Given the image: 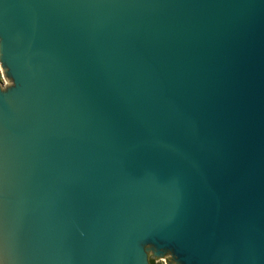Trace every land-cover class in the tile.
I'll return each instance as SVG.
<instances>
[{"label":"water","instance_id":"obj_1","mask_svg":"<svg viewBox=\"0 0 264 264\" xmlns=\"http://www.w3.org/2000/svg\"><path fill=\"white\" fill-rule=\"evenodd\" d=\"M0 63V264H264V0H0Z\"/></svg>","mask_w":264,"mask_h":264},{"label":"clouds","instance_id":"obj_2","mask_svg":"<svg viewBox=\"0 0 264 264\" xmlns=\"http://www.w3.org/2000/svg\"><path fill=\"white\" fill-rule=\"evenodd\" d=\"M2 74H3V64L0 63V75H2ZM12 86H14V81L12 79L8 78L5 80V87L0 89V90H6L7 88L12 87ZM152 255L153 254L151 252H149V257L150 256L152 257ZM164 257L167 259H170L171 261H173V264H175V261L173 260V256L171 253L165 255Z\"/></svg>","mask_w":264,"mask_h":264},{"label":"rangeland","instance_id":"obj_3","mask_svg":"<svg viewBox=\"0 0 264 264\" xmlns=\"http://www.w3.org/2000/svg\"><path fill=\"white\" fill-rule=\"evenodd\" d=\"M0 79H1V77H0ZM166 259L167 258H165V257L155 258L154 262H155V264H166Z\"/></svg>","mask_w":264,"mask_h":264},{"label":"trees","instance_id":"obj_4","mask_svg":"<svg viewBox=\"0 0 264 264\" xmlns=\"http://www.w3.org/2000/svg\"><path fill=\"white\" fill-rule=\"evenodd\" d=\"M150 264H155L154 259H149Z\"/></svg>","mask_w":264,"mask_h":264},{"label":"built area","instance_id":"obj_5","mask_svg":"<svg viewBox=\"0 0 264 264\" xmlns=\"http://www.w3.org/2000/svg\"><path fill=\"white\" fill-rule=\"evenodd\" d=\"M0 77H1V75H0Z\"/></svg>","mask_w":264,"mask_h":264}]
</instances>
